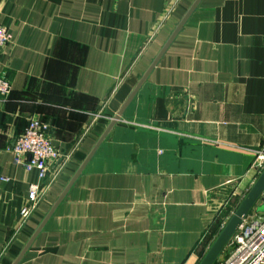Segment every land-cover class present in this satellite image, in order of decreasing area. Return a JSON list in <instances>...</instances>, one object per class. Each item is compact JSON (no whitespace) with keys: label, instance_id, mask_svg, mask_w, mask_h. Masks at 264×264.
<instances>
[{"label":"crops","instance_id":"obj_1","mask_svg":"<svg viewBox=\"0 0 264 264\" xmlns=\"http://www.w3.org/2000/svg\"><path fill=\"white\" fill-rule=\"evenodd\" d=\"M196 1L0 0V264L16 263ZM31 119L61 159L24 220L39 178L11 149ZM263 148L264 0H201L18 264H200Z\"/></svg>","mask_w":264,"mask_h":264},{"label":"built area","instance_id":"obj_2","mask_svg":"<svg viewBox=\"0 0 264 264\" xmlns=\"http://www.w3.org/2000/svg\"><path fill=\"white\" fill-rule=\"evenodd\" d=\"M12 40L8 29L0 23V49ZM12 93L10 80L0 77V99H7ZM16 160L21 162L27 171H36L39 182L29 188L28 203L21 209L22 219H27L38 206L46 192L45 183L53 179L49 171L61 159L59 150L47 133V125L38 119H31L25 132L12 147ZM255 167L264 169V148L258 152ZM264 196V195H263ZM228 247L229 255L216 264H264V212L249 214L231 238Z\"/></svg>","mask_w":264,"mask_h":264},{"label":"water","instance_id":"obj_3","mask_svg":"<svg viewBox=\"0 0 264 264\" xmlns=\"http://www.w3.org/2000/svg\"><path fill=\"white\" fill-rule=\"evenodd\" d=\"M200 1L201 0H197L194 3V5L191 7V9L187 13V15L185 16L183 21L177 27L176 31L174 32V34L172 35V37L170 38V40L168 41V43L166 44V46L164 47V49L162 50L160 55L158 56V58L155 60V62L150 67L148 72L144 75V77L141 79V81L137 85L136 89L132 92V94L130 95V97L128 98L126 103L123 105V107L121 108L119 113L112 119L110 125L108 126L107 131L101 137L100 141L98 142V144L96 145L94 150L91 152V154L88 156L86 161L80 167V169L78 170V172L76 173V175L74 176L72 181L70 182L69 186L67 187V189L64 191V193L61 195L59 200L56 202V204L54 205V207L52 208V210L50 211V213L48 214L46 219L43 221V223L41 224L39 229L36 231V233L34 234V236L31 239V241L28 243L27 247L25 248L23 253L20 255V257L17 259L15 264H18L20 262V260L24 256L25 252L28 250V248L31 246V244L35 240V238L38 236V234L44 228L45 224L47 223L49 218L52 216V214L54 213V211L56 210L58 205L62 202V200L64 199V197L66 196L67 192L72 187L74 182L77 180V178L80 176V174L84 171L85 167L87 166V164L89 163L91 158L94 156V154L96 153V151L98 150L100 145L103 143V141L108 136V134L113 129V127L118 123V121H120V119H121L122 115L124 114L126 108L129 106L131 101L134 99V97L138 93L139 89L141 88V86L144 84V82L148 78L150 72L152 71L154 66L157 64V62L160 59V57L167 50V48L169 47L171 42L174 40L176 35L179 33V31L181 30V28L183 27V25L185 24L187 19L190 17L192 12L196 9V7L200 3ZM263 195H264V169L260 173L258 178L256 179V181L253 184V186L248 191V193L245 196L244 200L241 202V204L238 206V208L236 209V211L234 212V214L230 218L229 222L226 224L224 229L221 231V233L219 234V236L217 237L215 242L212 244V246L210 247V249L208 250V252L204 256V258L201 260L200 264H216L217 260L219 259V257L222 255V253L225 251L226 247L228 246L231 238L234 236V234L239 229V227L242 224L243 220L251 213V211L255 208V206L257 205V203L260 200L263 201Z\"/></svg>","mask_w":264,"mask_h":264},{"label":"rangeland","instance_id":"obj_4","mask_svg":"<svg viewBox=\"0 0 264 264\" xmlns=\"http://www.w3.org/2000/svg\"><path fill=\"white\" fill-rule=\"evenodd\" d=\"M238 207V203L233 205V210L237 209ZM236 211V210H235ZM258 212L259 214H262L264 212V196H263V201L260 200L257 205L255 206V208L251 211V215L254 216L255 213ZM229 251H230V248L227 246L226 247V250L223 252V254L219 257V259H223V258H226L227 255L229 254ZM218 259V260H219ZM217 260V261H218ZM217 263V262H216Z\"/></svg>","mask_w":264,"mask_h":264}]
</instances>
